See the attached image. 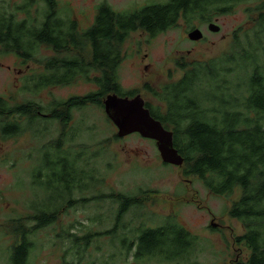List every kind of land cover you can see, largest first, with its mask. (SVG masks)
<instances>
[{"label": "rangeland", "instance_id": "374dc122", "mask_svg": "<svg viewBox=\"0 0 264 264\" xmlns=\"http://www.w3.org/2000/svg\"><path fill=\"white\" fill-rule=\"evenodd\" d=\"M55 1L57 17L68 16L75 20L77 31H84L92 24L97 6L102 1L109 3L116 12L122 11L120 9L131 2ZM145 1L138 0L137 5H144ZM262 1L238 2L231 12L214 19L213 23L219 27L217 31L202 24L200 29L203 36L199 41L187 37L188 27L199 28V22L195 19L188 24L179 18L175 26L155 36H149L141 28L129 33L120 45L122 59L117 68L118 82L124 90L140 93L149 103L157 105L158 101L150 95V90L159 89L167 81L179 79L188 63L217 57L227 51L233 32L247 26L248 14L254 16L252 10L246 9ZM1 4V9L14 12L16 19L29 16L39 18L45 1L0 0ZM90 50L85 45L83 50L75 48L68 54L81 55L87 62L92 56L87 57ZM145 53L146 58L141 59ZM54 55L63 56L65 53L56 54L52 49L40 46L33 54L34 58L43 61ZM147 63L150 65L145 70L143 65ZM43 64L34 60L23 61L15 54L0 49V96L10 106L30 103V110L35 114L31 122L26 116L20 118L22 127H18V130L22 135L0 134V145L5 148L0 149V201H6L8 212L16 213L13 226L21 228L25 234L26 230L36 231V235L28 237L30 240L35 238V246L28 257L29 264H171L156 260L134 261L131 258L132 250L127 253L120 248L122 239L125 242L126 239L131 240L141 226L160 225L168 216L198 237V247L189 259L191 262L233 264L247 257V245L237 240L243 233L242 224L228 214L232 202L241 194L240 187H234L228 194L212 193L200 177L184 173L186 166L183 163L175 165L164 162L154 140L134 132L124 137L115 136L117 128L95 102L90 101L81 112H75L79 113L77 118L82 121L78 123L79 120H76L74 126L72 123L69 125V118L63 117L64 113L73 116L68 106L72 105V100L66 103L67 97L88 94L98 88L87 79L72 88L66 85H55L53 88L32 85L29 75L42 72ZM58 72L61 73V69ZM53 97L58 103L56 114L57 117L60 115L59 121H55L54 115L49 113L55 106L51 102ZM40 104L44 106V111L38 108ZM45 113L46 118L41 116ZM80 142L85 143L86 154L83 157L86 163H79L80 170L73 175L71 185L69 183L65 189L51 192L46 186V174L36 178L40 186L34 185L33 174L39 165L38 155L44 153L47 157L48 150L54 147L61 148L65 153H70L73 148L80 150ZM20 147H23L22 153ZM16 151L22 154L19 155L21 160L17 159ZM76 153L84 154L72 150L70 157L73 161L79 160L80 154L73 155ZM5 156L7 160H2ZM11 162L15 164L14 167L9 166L11 170H5L3 163L11 165ZM43 176L42 181L40 178ZM56 182L60 185L66 183L60 175L56 176ZM110 193L128 195L134 199V204H127L122 212H118L119 204L113 203L108 196ZM51 195L56 196V205L66 203L67 212L57 219L47 214L38 216L36 210L29 207L30 204L36 207V203ZM34 198L36 201L33 203L31 200ZM20 199H24V204L16 202ZM210 221L217 226L214 230ZM107 230L113 233H101ZM66 233L73 234V238L90 234L87 248L83 250L79 241L74 248L76 241L72 244L71 237L64 238ZM179 264L184 263L180 261Z\"/></svg>", "mask_w": 264, "mask_h": 264}, {"label": "trees", "instance_id": "16d2710c", "mask_svg": "<svg viewBox=\"0 0 264 264\" xmlns=\"http://www.w3.org/2000/svg\"><path fill=\"white\" fill-rule=\"evenodd\" d=\"M44 1L39 18L16 19L14 12L3 10V4L0 5V49L23 61L45 63L42 72L29 75L32 85L39 88L71 84L75 75L82 73L98 89L82 99L74 97L65 102L72 100L73 106L92 101L103 110L101 99L108 93L121 96L136 93L124 90L117 75L122 59L120 45L129 33L141 28L149 36H155L175 26L179 18L188 24L194 19L213 23L214 18L247 0H168L133 12H116L102 1L94 21L84 31H77L76 21L68 16L57 17L55 0ZM246 10H252L254 16L248 14L247 26L233 32L227 51L188 63L179 79L150 90L158 104L146 100L145 106L164 127L172 130L173 145L183 157L185 174L197 175L215 194H228L234 187L241 188L228 214L242 224L243 233L237 240L247 245L249 254L233 264H264V1ZM85 45L91 49L87 57L92 55L87 62L81 55L68 54L75 48L83 50ZM40 46L65 55H54L45 61L34 58ZM75 69L79 71L73 72ZM38 108L44 111L41 104ZM56 110L52 108L49 113L55 115ZM19 112L29 122L34 120L30 103L10 106L0 96V126L3 117ZM46 114L41 116L46 118ZM5 125H16V121L8 118ZM3 126L0 130L4 135L17 134L16 126L13 131ZM55 172L59 175L57 169ZM108 196L119 204L118 212L127 204H134L133 198L122 193ZM104 232L113 233L110 230L101 233ZM72 235L66 233L64 238L71 237L72 244L76 241L74 248L77 241L83 250L87 248L90 234L75 238ZM126 241L122 239L121 251L132 250L134 261L195 264L189 259L198 247V237L172 216L160 225L141 226L136 236Z\"/></svg>", "mask_w": 264, "mask_h": 264}, {"label": "flooded vegetation", "instance_id": "af4514ba", "mask_svg": "<svg viewBox=\"0 0 264 264\" xmlns=\"http://www.w3.org/2000/svg\"><path fill=\"white\" fill-rule=\"evenodd\" d=\"M130 1L131 2L129 4V6L125 7L124 9H120L122 11H119V12H130V11H133V10H136L139 8H143L149 4L164 3V2H167L168 0H147L144 2L145 3L144 5H137L138 0H130ZM214 19H216V18H214ZM208 23L209 22H199L198 23L199 29L202 27V24H207L209 26L210 23L209 24ZM194 28H197V27H195V26L188 27L187 34L189 31L193 30ZM208 29H209V27H208ZM200 31H202V30L200 29ZM200 39H202V38H200ZM187 52L189 53L190 50H187ZM146 56H147V54L145 53L144 57H142V58L140 57V58L145 59ZM149 65H150V63L144 64L143 68L145 70H148ZM78 71H79L78 69L73 70V72H78ZM85 79H86V76L83 75L82 73H80V75L76 74L72 83L68 84L66 86H70L71 88L75 87V86L79 85V82L86 81ZM135 94H140V93H135ZM86 95H87V93L70 96V97H67L66 101L68 99H71V97H78L79 99H82V97L86 96ZM129 97H131V96H129ZM55 101H56L55 97L51 98L52 104H54ZM144 101H146V100L144 99ZM68 106L73 111L72 117H71V115H69V113H67V117L69 118V125L72 123L74 126V122L76 120H79L78 123L80 121H82V120L77 118L79 113L76 114L75 112H78V111L81 112L83 110L85 104H81L79 102V105L76 104V105L70 106L68 104ZM54 108H56V106H54ZM21 117H22L21 112L17 113L16 115H10V116L5 117V118L3 117L4 120L1 124V126L4 125V121H6L8 118L12 122L16 121V125H12L9 127L7 125H5L3 127L13 131L15 129V126H16V129H17L16 135L20 136L22 134H20L18 127H19V129H21V127H22L21 122H20ZM53 119L55 121H59L60 115L57 117V114L55 113ZM0 134L4 135L1 132V130H0ZM10 135H12V134H10ZM4 136H6V135H4ZM80 144H81L80 150L75 149V148L72 149L73 151H77V152L82 151L84 153V154H80V153L73 154L75 156L80 154L78 161H75V160L73 161L72 157H70L71 152H72L71 149H70L71 150L70 153H65L59 147L58 148L54 147V148L49 149L47 157H45L44 153H42L41 156L38 155L39 165L34 169V174H33V176L35 178V179L33 178L34 179L33 180L34 185L37 184L36 178H39L43 174H46L48 176L46 178L43 176L40 179L43 181L45 178V181L47 184V185L46 184L45 185L49 188V190L51 192L54 191L55 188H57V190H63V189L68 187L69 183L71 185V181L74 178L73 175L76 172H79V170H80L79 169L80 168L79 163L80 164H81V162H83V164L86 163L85 157H83L86 154L85 143L80 142ZM0 149L4 150L5 148L0 145ZM20 149H21V153H22L23 147H20ZM36 151L38 152V149ZM16 152H17V159L21 160L20 156H22V154L20 155V151H16ZM5 153H7V152H5ZM2 160H7V157L5 156ZM14 165L15 164H13V162H11V165L9 163H3L5 170H7V168L9 169V166H12V168H13ZM55 169L58 170L60 176L64 177V179L66 181L65 184L60 185L58 182H56V176L57 175H56ZM9 170H11V169H9ZM57 183H58V185H57ZM35 186H40V184H37ZM61 196H63V195H61ZM23 200L24 199H20V201H16V202H20V203L24 204ZM31 201L34 203L36 201V199L34 198ZM55 201H56V196L51 195L49 198L45 199L44 201L36 203V207H35V205L33 206L32 204H30L29 207L32 206L31 209L36 210L38 216H42L43 214H47L49 217H53L52 219H57L60 214H64L67 211L65 210L66 209V203L63 206H61V205H56ZM70 204H71V201L69 200L68 205L70 206ZM7 209H8V204L6 203V201L5 200L0 201V264H29L30 261H28V257H29L30 251L35 246V238L33 240H30L28 237L36 235V231L33 229L31 231L26 230V234H25L21 228H18L17 226H13L12 222L16 219L14 217V215L16 213L13 214L11 212H8ZM46 211H48V212H46ZM210 223H211V221H210ZM216 227H211V228H216Z\"/></svg>", "mask_w": 264, "mask_h": 264}, {"label": "water", "instance_id": "95a60500", "mask_svg": "<svg viewBox=\"0 0 264 264\" xmlns=\"http://www.w3.org/2000/svg\"><path fill=\"white\" fill-rule=\"evenodd\" d=\"M208 27L216 31L219 28L214 23H210ZM202 36L199 28H194L187 34L191 40H198ZM102 101L106 116L117 128V136L124 137L133 132L138 133L155 141L164 162L175 165L183 163V157L173 145L172 130L164 127L160 120L150 114L140 94L129 97L109 93ZM210 226L216 227V224L211 221Z\"/></svg>", "mask_w": 264, "mask_h": 264}]
</instances>
